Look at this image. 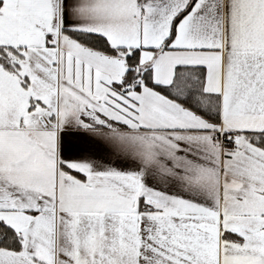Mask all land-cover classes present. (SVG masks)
<instances>
[{
  "label": "snow or ice",
  "instance_id": "6c2138e0",
  "mask_svg": "<svg viewBox=\"0 0 264 264\" xmlns=\"http://www.w3.org/2000/svg\"><path fill=\"white\" fill-rule=\"evenodd\" d=\"M0 264H264V0H0Z\"/></svg>",
  "mask_w": 264,
  "mask_h": 264
}]
</instances>
